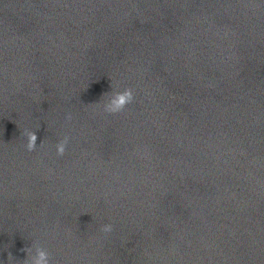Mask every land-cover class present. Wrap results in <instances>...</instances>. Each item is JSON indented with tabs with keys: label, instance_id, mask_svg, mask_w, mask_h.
Here are the masks:
<instances>
[{
	"label": "clouds",
	"instance_id": "1",
	"mask_svg": "<svg viewBox=\"0 0 264 264\" xmlns=\"http://www.w3.org/2000/svg\"><path fill=\"white\" fill-rule=\"evenodd\" d=\"M134 99V93L131 88H126L123 91H116L110 97L108 103L104 105L105 111L110 114H116L122 112L125 107L130 104ZM24 135L26 136L27 143L25 145L26 150L31 152L36 150L37 147V134L33 131L26 130ZM68 143V137L65 136L56 145L57 155L63 156L66 151V146ZM42 146V145H41ZM101 231L104 233H109L112 231V226L110 224L103 225ZM22 251H27L29 259L26 260L25 264H50L49 253L40 246H35V255H32V249L27 250L22 249Z\"/></svg>",
	"mask_w": 264,
	"mask_h": 264
}]
</instances>
